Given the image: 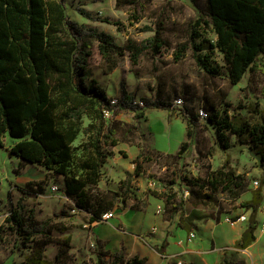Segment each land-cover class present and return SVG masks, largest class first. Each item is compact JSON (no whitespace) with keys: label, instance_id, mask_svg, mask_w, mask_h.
<instances>
[{"label":"trees","instance_id":"1","mask_svg":"<svg viewBox=\"0 0 264 264\" xmlns=\"http://www.w3.org/2000/svg\"><path fill=\"white\" fill-rule=\"evenodd\" d=\"M200 13L207 18L206 23L212 24L216 34L213 43L196 30L192 33V39H199L197 44L192 40V48L202 69L211 75L219 73L218 66L210 64V56L217 49L232 84H237L249 70L264 73V0H205V8ZM196 23L200 25L199 19ZM92 41L96 42L98 53L106 63L104 70L107 73L117 66V56L126 51L136 64L145 51L157 53L164 45L159 29L145 43L128 39L120 45L111 34L71 19L65 13L62 0H0V147L4 146L6 135L13 139L7 151L9 157L19 160L16 173L31 163L63 176L64 193L73 202L71 208L86 211L90 223L118 205L119 209H142L132 182L140 174L139 161L145 155L143 149L132 161L133 171H125L117 191L100 197L90 194V186L96 185L103 164L118 143L117 129L113 123L106 125L104 112L108 111V117L112 118L120 111H132L136 121L134 127L138 128L147 108L169 111L174 107V102L160 93L155 97H143L140 103L124 83L120 84L117 99L112 102L91 75ZM185 49L186 45H182L179 56ZM201 51H204L203 55L198 53ZM260 93L264 97V85ZM200 109L206 114L204 121L215 128L222 148L230 147L227 135H234L236 141L245 145L256 158L261 169L251 198L241 200L237 205L250 211L246 228L234 242V247L242 251L256 240V213L263 201L264 116L252 122L240 113L222 115L214 105L209 111L201 107L191 114L183 107L180 111L186 121L188 138L193 136L192 130L200 126ZM84 118L88 119L85 125ZM79 133L86 138L77 159L79 172L69 174L72 143ZM189 148L190 142L183 140L177 155L182 156ZM182 181L190 187L186 199H177V193L171 187L167 192L152 191L151 194L164 201V213L169 220L178 214L176 225L187 234L196 227L195 220L212 217L213 211L205 215L201 210L214 200V195L222 193L236 202L248 190L246 174L236 172L227 160L220 167L207 171L202 179L183 177ZM44 184V181L31 180L24 187L15 185L21 195L0 224V244L11 245L12 252L27 249L29 254L25 264H64L70 255V235L58 239V249L52 260L44 256V251L53 241L54 217L61 216L66 210L38 219L35 209H27L23 203L25 196L41 194ZM10 194L11 190L8 197ZM238 218L236 215L232 221ZM56 224L60 232L68 229L65 224ZM166 245L165 238L161 244L162 255ZM145 262L146 258L137 255L124 260L121 248L111 253L109 259L98 257L97 264ZM221 264L248 263L244 258H223Z\"/></svg>","mask_w":264,"mask_h":264},{"label":"rangeland","instance_id":"2","mask_svg":"<svg viewBox=\"0 0 264 264\" xmlns=\"http://www.w3.org/2000/svg\"><path fill=\"white\" fill-rule=\"evenodd\" d=\"M62 1L65 13L71 19L86 27L111 34L120 45L125 44L128 39L139 44L145 43L159 29L164 40L159 52L145 51L138 63L134 64L126 51L117 56V66L109 73L105 72L106 63L98 53L96 42L92 41L90 71L113 100L117 99L118 88L124 83L138 102L143 97H155L159 93L163 98L174 102V107L169 111L147 108L138 128L134 127L136 121L132 111H120L112 118H106V125L113 123L117 129L118 143L112 147L113 153L103 164L96 185L90 186V194L100 197L117 191L125 171H133L135 165L132 161L138 151L143 149L145 155L139 161L140 174L133 178L132 184L140 204L145 207L146 218L150 221L148 228L139 235L144 241L151 243L157 234L163 237L176 231L174 226L178 218L176 214L169 220L167 213H164V201L151 192H167L171 187L172 191H176L177 199H186L190 187L182 181L183 177L202 179L207 171L220 167L227 160L236 172L246 174L247 192L236 202L222 193L214 195V200L201 210L205 215L213 211L212 217L205 216L196 221L193 229L195 237L190 242L187 240L188 234L179 231L186 235L180 244L185 246L186 259H190L187 253L191 251L190 255L196 264H221L223 258H244L248 264H264V230L261 229L264 210L261 207L256 218L255 234L258 238L252 248L239 251L234 247L237 233L240 228L247 226L250 218V211L237 205L239 201L251 198L252 190L257 186L254 182L259 181L261 176L256 158L245 145L236 141L234 135H227L230 147L222 148L215 128L204 119L200 120V126L192 130L193 136L188 138L186 121L180 111L183 107L190 114L201 107L209 111L214 105L222 115L240 113L252 122L259 121L264 116V97L260 93L264 85V73L249 70L237 84H232L222 54L217 49L210 56V64L218 66V74L211 75L198 65L192 40L197 44L199 39L191 38L193 31L196 30L213 43L216 40L212 24L206 23L207 18L200 13L205 8V0ZM198 19L200 25L196 23ZM182 45H186V49L179 56ZM198 53L203 55L204 51ZM179 97L182 101L175 104V99ZM87 122L88 119L84 118L83 125ZM85 140L84 135L79 133L72 143L73 159L68 167L69 174L79 172L77 159ZM183 140L190 142V148L182 156H178L177 151ZM12 142L13 139L6 135L4 146L0 147V224L21 195L15 188L17 184L14 183V178L19 174L28 175L32 180L44 181L45 184L41 194L23 198L27 209L34 208L38 219L52 217L54 213L66 210L53 219V241L46 246L44 256L52 260L58 249V239L70 235V255L64 264H97L98 257L109 259L114 250L107 247L105 242H97L92 236L86 226L89 214L86 211L71 212L73 202L64 193V177L31 163H27L24 169L21 168L16 173L19 160L9 157L7 151ZM26 182L20 186L24 187ZM52 186H58L59 191H52ZM9 190L11 196L8 197ZM116 207L119 209L120 206ZM236 215H244L245 220L232 221V217ZM56 223L65 224L68 229L60 232ZM169 242L172 245L175 237H169ZM28 254L27 249H15L12 252L11 245L0 244V264H25ZM127 259L124 256V260ZM179 260L185 264L181 257ZM168 264L177 263L171 258Z\"/></svg>","mask_w":264,"mask_h":264},{"label":"crops","instance_id":"3","mask_svg":"<svg viewBox=\"0 0 264 264\" xmlns=\"http://www.w3.org/2000/svg\"><path fill=\"white\" fill-rule=\"evenodd\" d=\"M25 166H27V164ZM257 177L259 178V176ZM29 180L31 181L32 178L28 175L19 174V176L17 175L14 178V183L20 186V184L24 181L28 182ZM261 195L264 197V188L261 191ZM128 204H131V202ZM141 206L142 209H132L130 207H126L125 209L119 210L115 208L113 217H111L108 221L88 223L86 226L90 229L92 236L97 239V242H105L107 247H111L114 250L113 252L123 248L124 256L127 258L137 255L140 258H146L145 264H168L171 258H174L176 261L181 257L185 264H196L195 260L190 255L192 253L191 251L187 253L190 256V259H186V254H184L186 252L185 246L184 244H180L186 235L184 236L179 232L185 231L176 227L177 225L174 226L176 231H172L171 235H164L161 237V235L157 234L151 243H147L141 238L139 233L146 230L150 223L149 219L146 218L144 205L141 204ZM157 217L159 218V215H157ZM256 218H258V213ZM196 221L198 220L194 221L195 224ZM245 228L246 226L240 228L236 237H239ZM172 236L175 237V242L171 245L169 237ZM165 238L167 245L164 248L165 254L162 255L160 253L162 250L161 244ZM257 238L258 236L256 235V240ZM254 242H252L246 249L249 250L252 248V244ZM262 255H264V252Z\"/></svg>","mask_w":264,"mask_h":264},{"label":"built area","instance_id":"4","mask_svg":"<svg viewBox=\"0 0 264 264\" xmlns=\"http://www.w3.org/2000/svg\"><path fill=\"white\" fill-rule=\"evenodd\" d=\"M181 101H182L181 98H177L175 100V104H178ZM112 102H115V100H113ZM104 114H105L106 117H108L110 115L108 111H105ZM199 115H200L201 119H203L206 116V114L203 111V109H200L199 110ZM254 184L257 185L258 182L255 181ZM51 190L52 191H59V187L58 186H52L51 187ZM260 207H261L262 210H264V202H263V204ZM81 211L82 210H80V209H78L76 207L71 208V212L72 213H77V212H81ZM114 211H115V208L113 210H109V211H106V212L102 213L101 217L98 220H95V221H93L91 223H96V222H100V221H108L111 217H113ZM240 220L241 221H244L245 220V216L244 215H240L239 218L236 221H240ZM88 223H90V222H88ZM261 229L264 230V224L262 225V228ZM152 230L154 231L155 228H153ZM194 237H195V232L192 231V232H190L188 234L187 240L190 242ZM176 263L177 264H182L180 260H176Z\"/></svg>","mask_w":264,"mask_h":264}]
</instances>
